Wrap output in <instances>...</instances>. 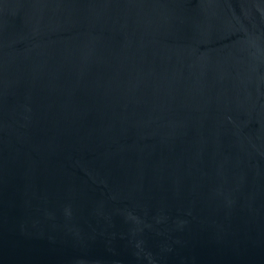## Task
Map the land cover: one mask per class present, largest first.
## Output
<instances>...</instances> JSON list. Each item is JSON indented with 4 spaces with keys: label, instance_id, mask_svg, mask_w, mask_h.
Listing matches in <instances>:
<instances>
[{
    "label": "water",
    "instance_id": "water-1",
    "mask_svg": "<svg viewBox=\"0 0 264 264\" xmlns=\"http://www.w3.org/2000/svg\"><path fill=\"white\" fill-rule=\"evenodd\" d=\"M0 264H264V0H0Z\"/></svg>",
    "mask_w": 264,
    "mask_h": 264
}]
</instances>
